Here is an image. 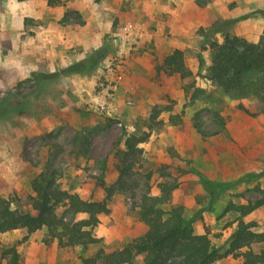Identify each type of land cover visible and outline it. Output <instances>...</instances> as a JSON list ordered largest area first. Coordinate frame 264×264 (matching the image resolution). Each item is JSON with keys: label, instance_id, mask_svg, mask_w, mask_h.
Masks as SVG:
<instances>
[{"label": "rangeland", "instance_id": "rangeland-1", "mask_svg": "<svg viewBox=\"0 0 264 264\" xmlns=\"http://www.w3.org/2000/svg\"><path fill=\"white\" fill-rule=\"evenodd\" d=\"M58 1L50 7L47 0H0V198L35 216L31 182L42 175L55 189L105 201L109 213L94 229L100 242L86 248L45 245V227L0 233V264H9L2 250L12 247L18 264H82L100 250L121 249L145 232L137 207L146 193L158 195L162 181L177 183L171 203L183 207L194 232H207L225 250L239 218L231 206L264 198V112L256 99L224 95L201 78L209 42L223 38L216 33L204 42L200 30L233 20L230 35L256 42L264 0ZM174 49L184 54L187 78L156 71ZM99 52L89 75L68 71ZM118 57L123 70L108 96L101 91L104 67ZM104 100L109 109L100 108ZM145 134L142 152L123 162L126 138ZM201 177L228 189L211 195ZM242 220L262 232L264 206ZM250 249L264 252V242Z\"/></svg>", "mask_w": 264, "mask_h": 264}, {"label": "trees", "instance_id": "trees-1", "mask_svg": "<svg viewBox=\"0 0 264 264\" xmlns=\"http://www.w3.org/2000/svg\"><path fill=\"white\" fill-rule=\"evenodd\" d=\"M58 0H47V5H59ZM264 15V11H260ZM233 20H223L213 24L207 30H200L204 42L209 37L220 33L222 42H209L210 64L202 79L222 91L224 95L234 98L256 99L264 112V31L256 42H249L242 37L230 35L227 29ZM102 52L87 57L83 62L71 66L68 71L89 75L101 60ZM203 60L198 58L200 69ZM156 71L166 75H177L184 79L190 75L184 62V54L174 49L166 55L156 67ZM143 137L128 136L124 142L123 162L142 151L138 144L147 140ZM121 154V152H120ZM120 174L125 170L120 169ZM202 187L211 195L218 197L228 189L224 183L212 182L201 177ZM97 186L104 188L101 181ZM176 182L162 181L158 184V195L146 193L141 197L137 207L139 221L145 226V232L126 243L121 249L106 253L103 250L82 259V264H213L228 255L242 256L243 264H263L264 252L254 254L250 246L254 242H264V230L254 232V223H244L242 217L264 206V198L248 202L244 206H231L238 213L237 225L229 237L225 250L212 244L209 234H196L192 220L184 217L183 207L171 203ZM35 194L32 209L35 216L12 210L7 200L0 198V233L24 229L28 234L45 227V245L56 243L59 249L86 248L100 242L94 234L99 224V215L108 214L105 201H94L92 194L89 199H82L77 194L53 188L51 180L39 175L31 182ZM61 208V215L56 209ZM81 214V220H66L68 215ZM245 249L241 254L239 251ZM238 251L237 254H234ZM9 256V264H18L19 256L15 248L2 250V257ZM140 258V261L138 260Z\"/></svg>", "mask_w": 264, "mask_h": 264}, {"label": "built area", "instance_id": "built-area-1", "mask_svg": "<svg viewBox=\"0 0 264 264\" xmlns=\"http://www.w3.org/2000/svg\"><path fill=\"white\" fill-rule=\"evenodd\" d=\"M123 64L124 62L121 57L106 62L102 75V93L109 96V94L115 90L123 70ZM127 104L131 105L132 102L128 101ZM100 108L102 110L109 109L110 103L104 100L103 104L100 105Z\"/></svg>", "mask_w": 264, "mask_h": 264}, {"label": "crops", "instance_id": "crops-1", "mask_svg": "<svg viewBox=\"0 0 264 264\" xmlns=\"http://www.w3.org/2000/svg\"><path fill=\"white\" fill-rule=\"evenodd\" d=\"M49 55H52V53H50ZM72 91H73V90H72ZM73 92H74V91H73ZM62 97H63V99H64V98H67L66 95H63ZM71 119H73V116L71 117Z\"/></svg>", "mask_w": 264, "mask_h": 264}]
</instances>
